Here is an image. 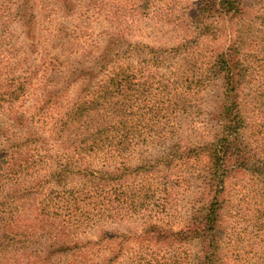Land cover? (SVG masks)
Segmentation results:
<instances>
[{
  "label": "trees",
  "instance_id": "1",
  "mask_svg": "<svg viewBox=\"0 0 264 264\" xmlns=\"http://www.w3.org/2000/svg\"><path fill=\"white\" fill-rule=\"evenodd\" d=\"M90 1L103 4V0ZM138 1L133 4L135 10L138 6V11L132 9L130 13L148 17L149 13L142 9L152 1ZM182 2L169 0L174 6ZM59 3L63 8L70 6L69 0ZM189 5L160 11L151 19L166 22L192 38L172 49L150 48L148 59L140 60L137 65L120 64L121 53L139 54L143 46L128 42L130 30L125 26V17L118 10L111 12L110 21L115 17L119 25L110 29L96 58L95 66L104 69L99 81L87 75L94 69L89 58L83 59L88 61L87 65L73 66L63 75L51 73L60 70L54 71L56 64H47L49 74L43 76L46 79L43 99L37 107L53 122L48 140L61 146L66 154L47 178L34 180L27 186L25 179L33 175L31 170L46 160L42 150L47 144H41L43 138L26 108H19L26 102L23 81L28 77L20 79L12 74L14 67L6 61L15 49L0 42V115L9 118L5 122L0 120V264H98L85 248L88 243L80 245L81 239L74 238L76 232L68 224L71 215L62 220L61 212L69 209L77 213L75 208L82 203L80 215L85 222H91L97 215L100 219L104 215L100 209L87 211L89 204L97 207L98 202L93 199L100 195L111 202L108 204L116 215L124 209L126 216L135 215L146 210L156 197L162 204L159 211L162 212L177 189L182 185L189 187L190 181L206 192L204 202L197 204L198 207L196 202L190 206L187 224L178 230L159 219L144 220L140 232L133 235L141 246L133 257L134 264H160L156 254L164 247H169L173 252L171 259L177 263L178 250L191 240L200 244L197 264H217L224 259L221 234L226 230L229 235L224 212L226 180L241 175L252 187L264 181V56L248 53L254 47L260 50L264 47V34L260 35L258 29L264 18V0H194ZM18 13L26 22L24 30L28 34L35 32L34 12L30 9L24 12L21 8ZM235 20L241 23L231 29L240 36L222 49L200 53L191 47L195 39L216 37L217 31L223 30L220 22ZM172 61L174 68L170 66ZM163 65L171 69L166 75L156 70ZM72 83H79L84 89L71 104L62 107V91ZM208 86H214V93L218 90L215 94L218 101L206 113L208 121L215 125L211 140L184 147L176 143L169 145L178 134L175 125L178 117H188L197 109L199 114L203 113L199 105ZM12 125L22 132H11L7 127ZM103 150H109L117 160L112 171L81 168L83 158ZM171 168L180 171L176 182L162 174ZM81 171L93 182L86 181L69 189L68 176ZM45 184L67 190L72 201L67 203V208L56 207L53 199L59 194L52 188L45 192ZM90 185L96 190L91 196L87 192ZM38 193L42 197L33 207L35 213L20 219L18 213L22 210L26 213V203ZM115 193L116 199L112 196ZM240 195L252 203L251 212L255 213L251 216L260 215L258 220L264 222L260 218L264 216V188L256 187L249 194ZM110 237L106 236L108 240ZM124 237L112 249L111 256L103 258L102 264L117 261L121 248L131 238ZM43 239L47 242L43 243ZM147 257L150 259L146 260Z\"/></svg>",
  "mask_w": 264,
  "mask_h": 264
},
{
  "label": "rangeland",
  "instance_id": "2",
  "mask_svg": "<svg viewBox=\"0 0 264 264\" xmlns=\"http://www.w3.org/2000/svg\"><path fill=\"white\" fill-rule=\"evenodd\" d=\"M136 1L103 0L102 4L101 2L95 3L90 0H69L70 6L67 7L65 5L66 7L63 8L59 0H0V42L2 45L9 43L15 49V53H11L13 55L7 59L6 63L10 67H14L15 72L12 74H17L20 79L28 77L23 81L26 82L23 85L27 93L26 102L21 104L19 108L21 110L26 108L28 116H32L35 121L36 131L43 138L41 144H47L45 149L42 150V154L46 155V160H41L35 169L31 170L33 175L25 179L26 186L34 180L39 182L41 179L47 178L49 173L60 163L59 159L66 154L61 146L48 140L49 129L52 127L53 122L47 114L40 113L39 107H37L43 99L44 85L46 83V79L43 76L49 74L46 69L47 64H56L54 71L60 70L51 73L63 75L65 73L68 74L73 69V66L83 67L87 65L88 61H83V59L89 58L93 60L92 67L94 69L87 75L89 77L94 76L96 78L94 80L103 78L104 69L100 68V66H95V63L101 48L106 43L110 29H115L119 25L115 17L110 21L108 16L114 10H118L125 17V26L130 30L127 35L128 42L138 45L142 44L143 46L139 54L121 53V58H119L121 65L122 63L137 65L140 60L148 59L150 48L167 47L172 49L183 43L186 38H192L191 35H186L188 33L176 31L166 22L157 23L151 17L160 11L178 10L181 6L188 3L191 6L194 0H187V2H184L186 0H181L183 2L178 6L172 5L169 0H157V2L156 0H151L152 2H149L147 7L142 9V11L149 13L148 17H137L130 13L134 9L133 4H137ZM142 1L144 0H139L138 3ZM120 7H124L126 11L124 12ZM21 8L24 12L28 9L34 12L35 32L28 34L24 30L23 25L26 22L19 17L18 13V9ZM134 11H138V6ZM262 19L258 26L259 32H261L260 35L264 34V18ZM240 23L241 21L236 20L232 23L220 22L223 30L217 31L216 37L212 39L202 37L195 39L191 47L194 48L195 52L200 50V53L222 49L226 44L235 40L236 36H240L239 32L231 29L233 26L238 28ZM246 39L249 40L248 38ZM244 48L246 49L247 47ZM248 53L264 56V47L261 50L254 47ZM200 58L203 59L202 55ZM142 65L143 63L138 66ZM170 66L172 68L176 67L174 61H172ZM169 68L163 65L156 70H158L157 73L166 75L169 72ZM83 89L79 87V83H72L66 90L62 91L61 106L65 107L71 104ZM217 92L218 90L214 93V86H208L207 90L205 88L202 93L203 102L199 105L203 113L199 114L197 109L188 117H178L176 119L175 125L178 128V134H175V137L168 142L169 145L176 143L184 147L202 144L211 140L215 132V125L208 121L206 113L212 110V106L218 101V98L215 97ZM6 117L8 115H0V120L5 122L9 119ZM36 120L38 123H36ZM25 125L28 124L26 123ZM2 127L5 126L2 125ZM7 128L13 133L22 132L13 125ZM159 151L161 152L162 149H159ZM113 158L114 155L109 153V150H103L97 155L86 157V159L83 158L84 160L82 159L80 164L82 169L91 168L90 170L94 172L112 171L114 164L117 163V160ZM193 167L195 166L191 165V168ZM179 173L178 168H171L162 172L164 175H169L168 178H171L174 182L180 177ZM91 179L90 176H85L81 171L78 175H69L66 180L69 182L66 183V186L70 189L73 186H80L86 181L93 182L89 181ZM195 185L196 183L190 181L189 187L186 185L180 186L175 195L172 196L169 204L164 205L166 209L162 212H159L162 204H159L161 202L156 197L146 210L142 209L135 215L126 216L125 209L121 210L120 215H116L113 212V206L108 204L111 202L106 201L100 195L93 199L95 203L98 202L97 207L92 204L87 206V211L95 212L98 211L96 208L100 209L104 214L100 219L99 215H97L91 222H85L80 215L81 209L84 207L82 203L75 208L78 214L66 209L65 212H61L59 219L64 220L71 215V220L68 224L71 226V231L74 230L76 232V236L74 232V238L81 239L80 245L83 242L88 243L85 248L98 264H102L103 258L111 256L112 249L117 247V242L124 239V236L131 237L121 248V256L112 264H134L133 257L141 246L135 241L133 235L140 232L142 226H144L143 221H157L159 219L165 224L173 225L175 230L183 228L188 221L190 206L196 202V207H198L199 205L197 204L204 202L206 199V192L198 189ZM252 186V183L241 175H237L225 182L224 197L227 202L224 212L226 213L225 219L228 224L229 235H226V230L224 234H221V240L224 241V244L221 245L224 259L218 261L217 264H264V226L259 229V226L264 225V222L258 220L260 215L251 216V214L255 213L251 212L252 203L240 195L241 192H244L245 195L249 194L250 190L256 187L264 188V181L255 183L254 187ZM47 188H52L57 191L56 194H59L54 195L56 200L53 199V203L57 204L56 207L58 209L67 208V203L72 202L70 197H67L69 194H67V190L64 187L45 184L43 190L47 192ZM95 191L92 185L87 189L89 196L94 195ZM116 193L112 195L114 199H116ZM41 197L42 194L38 193L35 199H30L25 205L28 208L25 210L26 213L23 210L19 212V218H27L28 215L34 214L35 210L33 207L41 200ZM149 209H151V212ZM260 218L263 219L264 216ZM106 236L111 237L108 240ZM42 242L45 243L47 241L43 239ZM199 249L200 244L197 240L185 242L181 249L178 250L180 261L177 263H173L171 259L173 252L170 251L169 247H164L157 252L156 256L160 264H197L198 255L200 256ZM49 253H52L51 250H49ZM145 259L150 258L147 257Z\"/></svg>",
  "mask_w": 264,
  "mask_h": 264
}]
</instances>
